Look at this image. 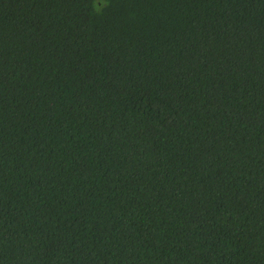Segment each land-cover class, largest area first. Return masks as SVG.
<instances>
[{"label": "trees", "instance_id": "1", "mask_svg": "<svg viewBox=\"0 0 264 264\" xmlns=\"http://www.w3.org/2000/svg\"><path fill=\"white\" fill-rule=\"evenodd\" d=\"M0 264H264V0H0Z\"/></svg>", "mask_w": 264, "mask_h": 264}]
</instances>
